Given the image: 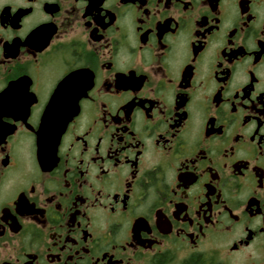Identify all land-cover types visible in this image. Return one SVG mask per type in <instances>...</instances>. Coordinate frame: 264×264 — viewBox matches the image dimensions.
<instances>
[{
    "label": "flooded vegetation",
    "instance_id": "1",
    "mask_svg": "<svg viewBox=\"0 0 264 264\" xmlns=\"http://www.w3.org/2000/svg\"><path fill=\"white\" fill-rule=\"evenodd\" d=\"M0 264H264V0H0Z\"/></svg>",
    "mask_w": 264,
    "mask_h": 264
}]
</instances>
